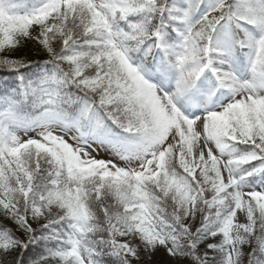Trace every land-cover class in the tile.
<instances>
[{
  "label": "snow or ice",
  "instance_id": "1",
  "mask_svg": "<svg viewBox=\"0 0 264 264\" xmlns=\"http://www.w3.org/2000/svg\"><path fill=\"white\" fill-rule=\"evenodd\" d=\"M0 264H264V0H0Z\"/></svg>",
  "mask_w": 264,
  "mask_h": 264
},
{
  "label": "trees",
  "instance_id": "2",
  "mask_svg": "<svg viewBox=\"0 0 264 264\" xmlns=\"http://www.w3.org/2000/svg\"><path fill=\"white\" fill-rule=\"evenodd\" d=\"M24 55H31V53H28L27 51L22 52L21 56H24ZM162 258H163V253L161 251L160 253H157V255L155 256V261L160 260Z\"/></svg>",
  "mask_w": 264,
  "mask_h": 264
},
{
  "label": "rangeland",
  "instance_id": "3",
  "mask_svg": "<svg viewBox=\"0 0 264 264\" xmlns=\"http://www.w3.org/2000/svg\"><path fill=\"white\" fill-rule=\"evenodd\" d=\"M153 261H155V256L153 257Z\"/></svg>",
  "mask_w": 264,
  "mask_h": 264
}]
</instances>
